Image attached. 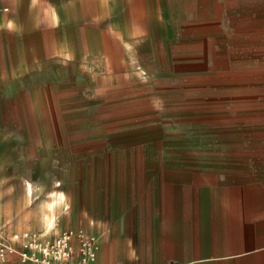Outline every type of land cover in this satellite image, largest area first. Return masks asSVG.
Masks as SVG:
<instances>
[{
  "label": "rangeland",
  "instance_id": "374dc122",
  "mask_svg": "<svg viewBox=\"0 0 264 264\" xmlns=\"http://www.w3.org/2000/svg\"><path fill=\"white\" fill-rule=\"evenodd\" d=\"M71 1L33 0L30 14L46 20L54 2L61 20L74 17L60 37L81 56L60 57L49 30L38 64L21 62L13 38L0 46V247L41 232L33 211L61 191L51 234H94V264L198 258L201 248L181 245L200 229L169 215L185 180L167 173L195 164L232 171L214 188L251 198L227 223L204 225L209 242L264 240V0ZM0 264H20L17 253Z\"/></svg>",
  "mask_w": 264,
  "mask_h": 264
},
{
  "label": "crops",
  "instance_id": "0c3cea01",
  "mask_svg": "<svg viewBox=\"0 0 264 264\" xmlns=\"http://www.w3.org/2000/svg\"><path fill=\"white\" fill-rule=\"evenodd\" d=\"M17 2H19V7L15 10L12 6L13 4H17ZM63 3L68 7L72 5L71 0H64ZM32 4L33 0H0V46L2 44H4V46L7 45V40L5 39L10 38L12 40L13 38L14 40L10 43L12 46L19 48L18 51L20 53L16 54V56L18 55L21 62L33 61L36 59V64H38V54L36 53H41L43 51L41 38L44 35V31L49 30L53 35H59L57 53L60 57L67 60H73L76 56H81L80 47L75 48L70 45L65 37H62V39L60 37L61 30H75V18H68L66 22L61 20L59 16V5L54 2H48V6L50 7L48 9L49 12L46 20L38 17L35 19L30 14L32 11ZM93 34L94 33L90 32L86 33L90 48L92 47L91 43L93 44V41H91ZM29 39L32 40L29 41ZM122 47L123 51L128 55L123 44ZM135 66L136 65L133 63L132 67L135 68ZM134 70L136 74L141 75L140 72H136L137 69ZM35 107L36 110H38L37 105ZM231 172L221 171L213 164H195L189 169L180 168L169 170L167 172L185 180L180 188H178V185L171 188V191L174 193H176L177 190L182 192L183 196L181 197V202L175 200L173 202L172 197H169L170 217L174 215V220L179 221V223H194L197 226V229H200L201 232V236L195 238V242L185 243L181 246L199 247L204 253L198 258H191L186 255L185 259L179 258L177 263L218 264L219 262L217 260L226 258L228 259L226 261L227 264H264L263 239L256 240V244L252 245V243H249L245 237L240 235L230 236L229 238L227 234H223L221 237L222 241L214 244L209 242L210 235L206 234L210 230V227L204 225H220L227 223V221L230 220L229 217L232 215L231 212L234 209L242 207L244 204L245 207H250L249 200L251 198H248L246 202H242L243 198L241 199V197L244 196V192L242 193L233 189H226L224 192H221L214 188V182L216 184L224 176L235 175L231 174ZM24 181V184L29 183L27 179H24ZM209 182H211V184L208 186ZM120 190L122 189H119V191ZM32 219L35 224L41 227V224L37 223L34 220V217ZM226 230L221 229L223 232ZM203 231L204 234L202 235ZM48 233H51V230ZM216 248L222 252L217 255L215 260H211L208 252L210 250L213 251Z\"/></svg>",
  "mask_w": 264,
  "mask_h": 264
},
{
  "label": "built area",
  "instance_id": "2783aa9c",
  "mask_svg": "<svg viewBox=\"0 0 264 264\" xmlns=\"http://www.w3.org/2000/svg\"><path fill=\"white\" fill-rule=\"evenodd\" d=\"M19 243L18 248L11 243L0 247V259L16 252L20 264H93L99 247L94 234L82 230L65 229L59 234L41 237L39 232L28 230L12 236Z\"/></svg>",
  "mask_w": 264,
  "mask_h": 264
},
{
  "label": "bare ground",
  "instance_id": "6f19581e",
  "mask_svg": "<svg viewBox=\"0 0 264 264\" xmlns=\"http://www.w3.org/2000/svg\"><path fill=\"white\" fill-rule=\"evenodd\" d=\"M33 186L29 183L24 184V191H25V196L29 198V195L32 193ZM47 194V193H46ZM52 194V193H51ZM65 206V195L63 192L58 191L56 195L49 196L47 198L41 199L36 207L35 211H33L35 214L34 220L41 224V232L40 236H46L50 233V230L55 228V216H56V210L60 209L64 210Z\"/></svg>",
  "mask_w": 264,
  "mask_h": 264
}]
</instances>
